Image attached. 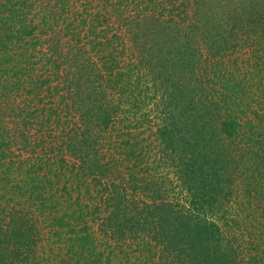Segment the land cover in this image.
I'll return each mask as SVG.
<instances>
[{"label":"trees","instance_id":"16d2710c","mask_svg":"<svg viewBox=\"0 0 264 264\" xmlns=\"http://www.w3.org/2000/svg\"><path fill=\"white\" fill-rule=\"evenodd\" d=\"M240 207L264 0H0V264H264Z\"/></svg>","mask_w":264,"mask_h":264},{"label":"rangeland","instance_id":"374dc122","mask_svg":"<svg viewBox=\"0 0 264 264\" xmlns=\"http://www.w3.org/2000/svg\"><path fill=\"white\" fill-rule=\"evenodd\" d=\"M235 206H239V204H236ZM236 212H238L239 211V213H240V215H241V218L243 219V220H245V221H251L250 219H251V217H253L252 219H253V224H254V227L252 226V228H247L246 229V231L244 232V233H241V232H239V230H238V228H235V230L233 229V234L235 235L233 238H232V240L234 241L233 242V245H234V247H235V245H237L238 243H242V241L244 240V243L245 244H247L249 241L251 242V240H253V239H256V240H254V241H252V242H254L253 243V245H252V248H253V250H252V252L251 253H257V250L259 249V248H255V246L254 245H256V242L259 240V239H261V236H262V232H261V230H260V226L258 225V219L260 218V216L262 215V213H264V211H262V209L261 208H258L257 210H255V212L254 213H250L248 216L246 215V212H244L243 211V208H239V210H235ZM244 225V224H243ZM242 225V226H243ZM256 226V227H255ZM245 227V226H244ZM229 232H232V231H230L229 230ZM232 234V235H233ZM252 234V235H251ZM231 235V236H232ZM241 248H236V253H237V255H239V257H238V259H243V258H241V257H243V254L241 253ZM262 261H260V263H261Z\"/></svg>","mask_w":264,"mask_h":264}]
</instances>
